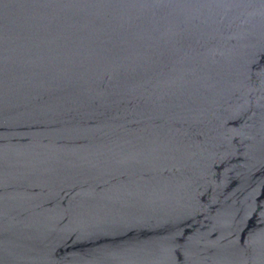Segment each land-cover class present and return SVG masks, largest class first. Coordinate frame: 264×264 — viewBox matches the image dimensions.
Instances as JSON below:
<instances>
[{
    "label": "water",
    "instance_id": "water-1",
    "mask_svg": "<svg viewBox=\"0 0 264 264\" xmlns=\"http://www.w3.org/2000/svg\"><path fill=\"white\" fill-rule=\"evenodd\" d=\"M0 264H264V0H0Z\"/></svg>",
    "mask_w": 264,
    "mask_h": 264
}]
</instances>
